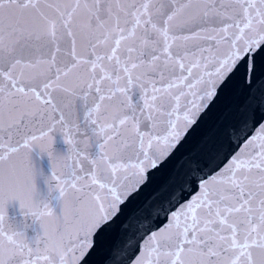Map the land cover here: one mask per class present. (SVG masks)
<instances>
[{
    "label": "snow or ice",
    "instance_id": "6c2138e0",
    "mask_svg": "<svg viewBox=\"0 0 264 264\" xmlns=\"http://www.w3.org/2000/svg\"><path fill=\"white\" fill-rule=\"evenodd\" d=\"M221 97L105 264H264V0H0V264H90Z\"/></svg>",
    "mask_w": 264,
    "mask_h": 264
},
{
    "label": "water",
    "instance_id": "95a60500",
    "mask_svg": "<svg viewBox=\"0 0 264 264\" xmlns=\"http://www.w3.org/2000/svg\"><path fill=\"white\" fill-rule=\"evenodd\" d=\"M188 101L198 103V100L191 95L186 99L182 98V104H186ZM232 104L233 100L230 98L221 97L217 99L199 123L188 132L186 140L176 150L168 163L152 174L150 183L141 190L138 197L133 198L126 207L124 215L111 226V231L106 236L98 238L97 248L90 258V264H105L106 258L114 246L119 247L132 235L136 221L142 219L138 209L142 206L147 208L149 203L155 208L162 202L161 199H152L157 190L162 189L165 185H178L181 182L183 175L190 169L193 160L196 158L192 154L198 152L201 141L215 133L222 124L226 125L231 119L230 106ZM57 147L62 149V143H58ZM41 163L43 167H46V161ZM128 216H133V219L129 222L131 227L125 232L121 222Z\"/></svg>",
    "mask_w": 264,
    "mask_h": 264
}]
</instances>
